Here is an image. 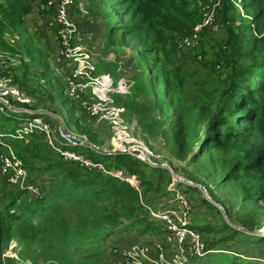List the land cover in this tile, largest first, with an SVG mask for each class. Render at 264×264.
Segmentation results:
<instances>
[{"label":"trees","instance_id":"1","mask_svg":"<svg viewBox=\"0 0 264 264\" xmlns=\"http://www.w3.org/2000/svg\"><path fill=\"white\" fill-rule=\"evenodd\" d=\"M38 1L46 3L41 13L54 12V6L46 9L49 0H0V52H10V41L15 35L18 36L15 46L31 47L26 38L25 16ZM207 3L209 0H91L89 11L102 22L103 41L109 45L117 41L138 58L145 81L155 95L153 107L159 114V136L169 155L176 162L190 158L196 173L207 177L196 178L189 173L190 179L213 181L221 193L209 190L212 199L225 208L229 218L235 211L240 225L245 230H253L255 226H264V35L259 36L264 31V0L219 1L216 14L219 24L216 30L208 28L211 32L218 31L219 35L208 54L211 64L221 63L223 69L227 63L231 66L216 104L211 107L205 102L199 110H193V105L184 102V89L187 84L197 86L207 74L199 73L186 62L178 64L173 72L162 55L165 46L176 37L192 33L201 19L199 6ZM208 30L204 28L201 32ZM18 42L21 43L18 45ZM4 67L0 74L11 77L12 83L26 96L66 100L59 84L55 92H48L31 75L28 64ZM219 80L222 84L220 76ZM74 107L71 104L70 109ZM27 114L8 109L0 112L3 123L0 131L9 133L4 140L17 151L15 154L30 172L28 181L38 183L43 194L41 191L42 196L32 197L19 187L7 184L0 173L3 186L0 254L9 240L15 238L25 243L19 242L21 249L17 252L22 259H32L35 263L40 260L44 264H88L86 258L106 251L99 246L113 233L121 236L133 230L137 235L157 230L167 232L163 222L153 218L147 207H142V200H153L167 191L161 184H155L151 188L153 194L148 195L145 183L151 170L143 163L125 153L106 154L79 148L105 170L134 176L139 181V190L125 179L99 168L88 169L64 160L46 145L42 134L46 147L35 145L39 149L34 150L33 145L28 150L25 141L13 135ZM81 128L91 141L96 140L89 127ZM226 150H233L234 157L222 159L218 155L219 151ZM5 151L0 146V154ZM254 174L261 178H252ZM252 179L259 184L248 188L247 183ZM191 228L216 236V243L208 244L207 250H214L211 246L222 241L236 242L240 233L227 223L216 227L205 222L201 227ZM245 238L250 243L264 241V236L245 235ZM240 257L234 253L230 264H264L258 258ZM73 260L79 261L70 262ZM8 263L16 264L13 260ZM0 264H3L1 259Z\"/></svg>","mask_w":264,"mask_h":264},{"label":"rangeland","instance_id":"2","mask_svg":"<svg viewBox=\"0 0 264 264\" xmlns=\"http://www.w3.org/2000/svg\"><path fill=\"white\" fill-rule=\"evenodd\" d=\"M59 1L53 0V4L59 3ZM219 1L209 0V3L200 5L201 19L195 25L192 33L176 37L171 44H168L169 46H165V52L162 55L168 68L173 72L178 69V64L186 62L185 64H191L192 68L197 69L199 73L207 74V77L197 86L192 87L187 84L184 89V102L193 105V110H199V106L205 102L211 107L216 104L221 90L224 89L223 82L226 80L227 72L231 66L227 63V67L223 69L221 63L220 65L217 62L211 64L208 54L211 45L217 43V35H219L217 34L218 31L211 32L208 30V28H215L213 30H216L219 24L216 16L217 12L219 13ZM90 4L91 0H67L65 6L68 16L66 18L71 21L74 28L73 44L87 53V58H83V52L82 56L78 55L77 57L63 52L58 35L61 28L59 29L56 14L53 10L52 13L49 11L47 13L40 12L46 3L36 2L25 16L28 34L26 38L31 47L23 49L15 46V40L18 38L15 35L14 40L10 41L13 50L11 48L10 52H0V72H2L1 67L3 65L6 68H18L26 63L34 79L39 80L48 92H55L56 84H59L66 100L60 102L58 99L46 100L45 97L42 98L41 96L28 97L30 100L27 103L13 106V110L26 112L28 113L27 116L43 117L53 126L84 134L98 148L94 151L106 153L115 150V152L128 154L143 163L148 168L147 170H151L146 176L148 183H145L148 195L153 194L151 188L155 184H161L167 191L153 200L150 198L142 200V207H147L151 216L161 220L163 227L167 230H169L168 226L170 225L201 227L205 222H208L216 227L227 223L240 233L236 236L237 243L232 240L219 242L217 246H211V249L214 248L211 250L214 251L213 253L209 252L201 258H197L194 254L195 240L192 242L187 234L178 236L176 231L172 230L166 233H162L161 230L151 231L145 235H137L136 230H133L131 234L121 236L113 233L104 238L99 246L100 249L106 251L97 257L89 256L85 262L88 264H176L178 262L182 264H230L233 261L234 253L241 256L240 258H258L264 261V241L262 244L250 243L245 238V235L251 238L264 236V226H255L253 230H245L237 220L235 211L231 212L232 216L229 218L225 208L212 199L209 190L216 194L221 193L213 181L190 179L189 173H192L194 177L207 178L196 173L190 158L184 162H176L169 155L166 145L159 136L161 124L158 119L159 114L153 107L155 95L151 86L145 81L142 67L137 61L138 58L133 56L130 50L118 44L117 41L114 42V45H109L103 41L100 31L102 22L91 15ZM47 6L46 9H49V6L53 5ZM204 28H207L208 31L201 32ZM263 35L264 31L259 36L262 37ZM8 37L10 35H7ZM175 47L176 53H174ZM239 56L243 57L242 55ZM207 65L209 66L206 67ZM245 65L246 63H244ZM222 72L225 73L222 74ZM103 75H108L110 80L109 86L100 91L102 101L93 94L92 89L97 90L99 87L93 78ZM4 76L0 74V80ZM45 79L49 80V83L45 82ZM12 84L14 85V83ZM0 102H2V98H0ZM71 104L75 106L73 110L70 109ZM96 107L101 108V110L92 112V109ZM117 107L123 108V122L118 126H113L112 116L108 111ZM0 112H6V108L0 109ZM45 115L48 118H45ZM23 118L22 122L25 121V117ZM2 124L0 122V126ZM82 126L89 127L96 135V140L91 141L85 133H82ZM144 128L146 130H143ZM0 134L4 135V143L12 149L10 144L4 140L5 136H10L9 133L0 131ZM30 134L37 136L29 137ZM13 135H16V132ZM19 139L25 141L28 150L33 149V145L34 150L39 149L35 145L46 147L42 143L43 138L39 133H28L20 136ZM14 151L17 153L16 150ZM140 152L144 156H141ZM218 155L222 159H231L235 152L233 150L219 151ZM146 156L148 160H146ZM173 168H176V171ZM102 171L111 172L119 178H130L132 185L139 190L141 189L139 181L134 176L128 177L117 172L107 171L104 167ZM25 172L28 181L30 172L26 168ZM149 178L152 179L151 182ZM252 178L261 177L254 174ZM176 184H180V186L176 187ZM258 184L256 179H252L247 183V187L255 188ZM2 189L0 178V193H2ZM177 195L179 198H176ZM218 204L220 208L217 206ZM197 241L203 243L207 248L208 244H215L217 239L215 235L200 232ZM11 242H14L20 249L21 244H25L15 238L10 239L0 254L3 264H9L8 262L12 260L16 264H44L40 260L35 263L32 259H22L17 256V252H15V256L6 255ZM96 249L93 252H96ZM64 260L68 261V258Z\"/></svg>","mask_w":264,"mask_h":264},{"label":"built area","instance_id":"3","mask_svg":"<svg viewBox=\"0 0 264 264\" xmlns=\"http://www.w3.org/2000/svg\"><path fill=\"white\" fill-rule=\"evenodd\" d=\"M66 4L67 0H60L59 3L56 4H53V0H49L47 2V5L54 6V13L57 17L59 29L61 28L58 34L60 38V46L63 52L67 55L77 57L78 55L82 56L84 53L83 58H87L88 54L85 53L79 46H76L72 43L74 28L71 21L69 19L67 20L68 16L65 8ZM93 80L99 85V87L97 88V90L92 89V92L96 97L103 101V98L100 96V91L105 90V88L109 86V76L103 75L95 77L93 78ZM119 89L121 90L120 84ZM0 98H2V102H0V109L2 110L6 108L10 109L11 111H14L13 106L27 103L30 100L28 96H26L18 87L12 84L11 78L7 76H4L2 80H0ZM97 110H101V108L96 107L92 109V112H97ZM122 112L123 108L121 107L112 108L108 111V113L112 116L111 122L113 126H118L123 122ZM28 133L42 134L46 145L51 150L58 153L64 160L78 163L80 166L88 169L99 168L102 170L103 168L101 163L94 162L91 158H89L88 155L79 151V148L98 150V148L94 144H92L84 134L71 132L67 129L53 126L43 117L36 115L25 117V121H23L20 127L16 130L15 137L19 138L20 136L26 135ZM3 137L4 135L0 134V146H3L5 149L7 148V151L0 154V173L4 177L5 182L9 185L19 187L20 189L26 191L32 197H40V185L38 183L26 180V172L22 160L15 154V152L9 147V145L4 143ZM114 152L115 150H111L106 153L111 154ZM140 155L144 156L141 152ZM146 160H148L147 156ZM123 179L132 184L130 178ZM176 198H179V196L177 195ZM168 229L169 230L167 231H176V234L178 236H181L183 234L189 235L192 239V242L195 240L193 249L194 254H196L197 258L204 257L207 253L213 252L211 250H207L203 243L197 241L199 232L195 229L187 226L177 227L175 225L168 226ZM19 250L20 248L17 247L14 242H11L6 255L15 256V252H18ZM176 264L182 263L178 262Z\"/></svg>","mask_w":264,"mask_h":264},{"label":"water","instance_id":"4","mask_svg":"<svg viewBox=\"0 0 264 264\" xmlns=\"http://www.w3.org/2000/svg\"><path fill=\"white\" fill-rule=\"evenodd\" d=\"M211 202H213L211 199H210ZM219 207V204L217 205ZM220 208V207H219Z\"/></svg>","mask_w":264,"mask_h":264},{"label":"bare ground","instance_id":"5","mask_svg":"<svg viewBox=\"0 0 264 264\" xmlns=\"http://www.w3.org/2000/svg\"><path fill=\"white\" fill-rule=\"evenodd\" d=\"M12 114V113H11Z\"/></svg>","mask_w":264,"mask_h":264}]
</instances>
